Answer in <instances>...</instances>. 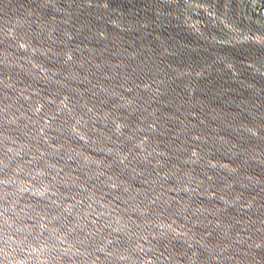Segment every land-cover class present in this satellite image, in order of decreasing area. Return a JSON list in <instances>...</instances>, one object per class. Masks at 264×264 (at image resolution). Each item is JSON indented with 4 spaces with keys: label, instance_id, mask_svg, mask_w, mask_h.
<instances>
[{
    "label": "water",
    "instance_id": "obj_1",
    "mask_svg": "<svg viewBox=\"0 0 264 264\" xmlns=\"http://www.w3.org/2000/svg\"><path fill=\"white\" fill-rule=\"evenodd\" d=\"M0 264H264V0H0Z\"/></svg>",
    "mask_w": 264,
    "mask_h": 264
}]
</instances>
